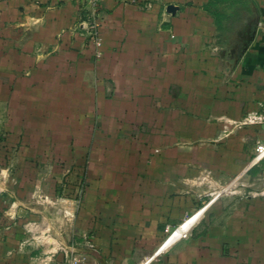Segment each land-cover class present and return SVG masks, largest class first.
Instances as JSON below:
<instances>
[{"label": "rangeland", "instance_id": "rangeland-1", "mask_svg": "<svg viewBox=\"0 0 264 264\" xmlns=\"http://www.w3.org/2000/svg\"><path fill=\"white\" fill-rule=\"evenodd\" d=\"M27 1L0 0V264L18 247L37 260L35 248L71 247L73 264L88 262L80 250L100 251L94 254L101 264H137L192 216L201 215L188 237L163 254L194 229H207L214 215L223 225L225 212L231 245L240 244L239 210L254 214L249 200L264 199V173L229 180L213 171L211 140L201 138L207 125L185 117L198 96L187 71L179 97L176 85L150 97L142 77L120 76L127 60L108 61L103 44L94 42L96 32L103 38L106 31L101 8L89 6L60 28L48 26L47 11ZM161 14H146L152 35L163 29ZM175 48L166 53L175 56ZM248 126L255 158L264 123ZM173 150L182 155L180 166Z\"/></svg>", "mask_w": 264, "mask_h": 264}, {"label": "crops", "instance_id": "crops-1", "mask_svg": "<svg viewBox=\"0 0 264 264\" xmlns=\"http://www.w3.org/2000/svg\"><path fill=\"white\" fill-rule=\"evenodd\" d=\"M24 2L25 5L29 4L27 0ZM33 2L47 11L43 21L48 26L54 24L60 28L70 26L77 20L79 11L89 7L87 0ZM210 2L211 0H104L99 6L107 16V23L103 26L106 31H102L104 56L113 63L127 60L128 63L120 65V76L131 77L133 74L135 78L142 77V90L149 92L150 97H155L157 92L161 97L164 90L166 95L171 85H176V96L179 97L185 91L184 86L187 88L184 74L191 76L192 81L188 80V84H191L190 89L193 93H198V96L192 100L194 110L185 117L198 125H207V131L201 138L208 136L211 140L209 152L214 164L213 171L220 173L221 179L229 180L243 178L248 174L262 176V161L255 162L254 149L249 144L251 125L241 123L253 113L264 114V0L219 1L217 6L225 14L222 21L224 28H220L213 15L215 6ZM169 5L177 7L174 14L167 11ZM226 5L227 10H223L222 6ZM158 9L162 13L161 24L165 30L159 29L160 32L155 31V35H152V22L147 19L146 23L145 17ZM236 11L238 19L235 30L230 31L226 29L227 20L235 16ZM109 29L112 30L107 31ZM219 29L224 31V37L216 35ZM167 46L176 47L175 56L166 53ZM185 46L190 47L185 49ZM185 50L186 58L183 57ZM184 60L190 63H185ZM135 63H138V72L133 70L136 68ZM184 70L187 72L184 73ZM205 92L206 98L201 96ZM201 97L204 99H200ZM143 108H147L146 104ZM171 134L177 136V133ZM258 135V140H264V133L259 132ZM187 138L191 139L190 136ZM174 152L175 161H180V166L184 163L182 155L179 150H173L172 154ZM159 167L162 169L163 166ZM253 169L257 170L251 173ZM255 182L258 184V181ZM259 184L263 185V181ZM249 201L255 205L254 214L240 207V227L234 231L235 237L240 238V244L231 245V219L225 212L223 225L220 223L222 220L216 222L220 214L214 215L207 229H194L189 240L175 245L171 252L161 255L152 264H264V199ZM227 203L228 201L224 202V205H228ZM239 204L247 206L248 202L240 199ZM200 216H192L179 226L165 247L182 237ZM172 221L178 223L180 218L175 217ZM35 249L37 250L33 251L38 254L36 257L41 256L38 260L33 259V256L24 257L23 251L18 247L4 264H73V251H77L71 247L53 251ZM153 251L143 254L136 263ZM79 253L86 254L88 262L85 264H101L102 257L94 254L100 251L80 250ZM107 262L111 264L109 260Z\"/></svg>", "mask_w": 264, "mask_h": 264}, {"label": "built area", "instance_id": "built-area-1", "mask_svg": "<svg viewBox=\"0 0 264 264\" xmlns=\"http://www.w3.org/2000/svg\"><path fill=\"white\" fill-rule=\"evenodd\" d=\"M88 1V5L91 7V9L93 10V12L96 11V9L98 10L100 4L104 1V0H87ZM102 37L100 36L99 32H96V36L94 38V42L96 43L97 47H101L103 42H102ZM259 123H264V114H257V113H253L251 115H249L247 118H245L243 120V122L241 123V125H248V124H259ZM264 159V144L259 143L256 149V155H255V162H259L262 161ZM175 230L169 231V235L168 237L165 239V241L161 244V246L159 248L156 249V251L151 255V256H146L144 258V260H142L140 263L138 264H152L153 261H155L159 256H161L164 252H166V250H168L170 247H172L174 245V243L177 241H175L173 244H171L168 247L166 246V242L168 241V239L174 234ZM188 231L186 233H184V235L181 238H187L188 237Z\"/></svg>", "mask_w": 264, "mask_h": 264}, {"label": "trees", "instance_id": "trees-1", "mask_svg": "<svg viewBox=\"0 0 264 264\" xmlns=\"http://www.w3.org/2000/svg\"><path fill=\"white\" fill-rule=\"evenodd\" d=\"M219 1L222 2V1H227V0H214V3H213V0H211L210 3H211V5L215 6V11H213V15L217 18V21L220 24L219 25L220 28H224V27H222L223 26L222 25V23H223L222 21L224 20L225 14L223 12H221L220 11L221 9L218 8V6H217ZM237 15H238V12L236 11V15L231 17L229 20H227L228 25L226 26V29H229L230 31H234L235 30V22L238 19ZM254 170H257V169H253L251 171V173H253Z\"/></svg>", "mask_w": 264, "mask_h": 264}, {"label": "water", "instance_id": "water-1", "mask_svg": "<svg viewBox=\"0 0 264 264\" xmlns=\"http://www.w3.org/2000/svg\"><path fill=\"white\" fill-rule=\"evenodd\" d=\"M177 10V7L174 5H169L167 11L174 14ZM103 264H107V262L103 259Z\"/></svg>", "mask_w": 264, "mask_h": 264}]
</instances>
